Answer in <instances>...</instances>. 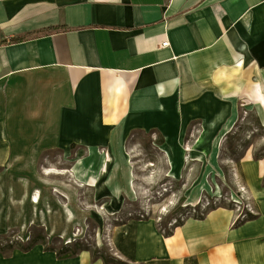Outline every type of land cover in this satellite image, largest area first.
<instances>
[{
    "label": "crops",
    "instance_id": "0c3cea01",
    "mask_svg": "<svg viewBox=\"0 0 264 264\" xmlns=\"http://www.w3.org/2000/svg\"><path fill=\"white\" fill-rule=\"evenodd\" d=\"M4 40L0 207L66 198V184L52 188L45 177L64 169L48 167L36 186L17 173L24 162L61 161L69 145L94 160L92 149L115 156L137 129L159 130L166 143L188 122H214L218 134L240 120L242 101L264 122V0H0ZM240 167L253 219L232 225L234 213L216 208L165 234L154 219L128 218L109 228L113 256L127 264H264V157L246 149ZM0 264L106 263L88 250L60 258L36 245Z\"/></svg>",
    "mask_w": 264,
    "mask_h": 264
},
{
    "label": "rangeland",
    "instance_id": "374dc122",
    "mask_svg": "<svg viewBox=\"0 0 264 264\" xmlns=\"http://www.w3.org/2000/svg\"><path fill=\"white\" fill-rule=\"evenodd\" d=\"M240 104V120L226 135L214 161L210 153L218 130L209 127L208 122H188L184 134L171 144L166 143L163 134L156 129H137L128 134L120 154L124 157L121 158L123 166L126 164L130 169L132 195L127 194L121 184L123 189L119 197L114 198L111 184L107 185L119 153L113 156L101 150L111 161L96 186L89 184L92 187L78 182L73 175L81 160L92 161L81 146L69 145L67 151L70 153L61 161L57 158H50L49 163L46 161L50 166L42 164L30 168L24 162L18 169V178L21 183L30 179L33 186L45 182L43 172L48 167L52 171L64 169L67 173L63 176L50 174L45 177L50 179L47 182L52 188L65 183L67 190L62 194L66 198L56 196V205H49L43 199L34 207L23 203L13 208L0 207V257L9 258L18 251L8 255L9 246H26L32 238L46 236L47 245L38 244L44 249L51 247L61 251L65 248L68 252H77L85 248L91 253L100 252L97 255L114 258L108 242L109 228L128 218L154 219L164 231H171L175 224L189 218L202 219L216 208L231 210L237 219L235 225L254 217L250 214L255 209L244 185L240 159L246 149L254 151L255 159L256 156L264 157V122H256L255 113L248 112L243 101ZM184 147L194 150L184 151ZM117 170L115 179L120 180L124 167L119 166ZM216 185L222 191L219 196L211 192ZM199 188V202L187 204Z\"/></svg>",
    "mask_w": 264,
    "mask_h": 264
},
{
    "label": "bare ground",
    "instance_id": "6f19581e",
    "mask_svg": "<svg viewBox=\"0 0 264 264\" xmlns=\"http://www.w3.org/2000/svg\"><path fill=\"white\" fill-rule=\"evenodd\" d=\"M213 123L214 122H211L209 124L211 125ZM234 125H235V122H226V124L223 126L221 131L217 134L216 138L213 140V148L210 153L211 159H213V161L216 160L219 154V149L221 147L222 142L224 141L226 135L233 130ZM183 133H184V129L182 128L180 130L179 137ZM168 140H169L168 144H171L169 137H168ZM166 145L164 146V148H166ZM183 150L191 152L194 149L184 147ZM91 151L94 154V160L92 161L81 160L80 161L81 164L77 168H74L73 173L76 175V177L79 179L80 182H85V183L91 184L92 186H96V183H98L101 177V173L107 172L109 163H110L109 161H111V159L108 158L105 154H102L101 150L92 149ZM120 153L116 157L117 163L113 166L112 176L110 178L109 177L107 178V185L111 184V191H112V195L114 198L119 197L120 191L123 189L121 184L124 185V189H126L127 194L129 195H132V193L134 194L133 186L131 183L132 178H131L130 169L127 167L126 164L123 166L121 158L124 159V157ZM119 166L124 167L123 177H121V175L119 176L120 180L115 179L118 174L117 169H119ZM181 168H182V161H181V164L179 165V171L181 170ZM50 171L52 170H47V172H50ZM220 176L222 177L221 173H220ZM200 189L201 188L196 190L194 195L186 201L187 204L195 205L199 202L201 198ZM209 191H210V188H209ZM211 192L216 196H219L222 194L221 188L218 185H216V189L213 188ZM34 202L36 204L40 203V195H35Z\"/></svg>",
    "mask_w": 264,
    "mask_h": 264
},
{
    "label": "trees",
    "instance_id": "16d2710c",
    "mask_svg": "<svg viewBox=\"0 0 264 264\" xmlns=\"http://www.w3.org/2000/svg\"><path fill=\"white\" fill-rule=\"evenodd\" d=\"M61 30H62V28H51L49 30H46V32H50V31L58 32V31H61ZM19 41H20V39H12V40H10L11 43H18ZM4 44H7V42L5 40L0 42V45H4ZM259 158L260 157L256 156V159H259ZM253 218L254 217H251V218H248V219L250 220V219H253ZM180 224H178V225H180ZM175 226H176V224H175ZM160 229L165 234H170V232H171V231H164L162 228H160ZM47 243L48 242H47L46 236H38L36 238H32L30 240V243L28 245H26V246H24V245H17L16 247L9 246L8 248L10 249V251L8 252V255H10L16 249L26 252V251L31 250L34 246H36L38 244L47 245ZM46 250L56 252L58 257H60V258H69V257H73V256L77 255L80 251H84V250H88V249L82 248V249H80V251H77V252L76 251L68 252V251H66L65 248H62L61 251H63V252H61V251H59L57 249L48 247V248H46ZM97 254H100V252H95V253L92 252V256L94 258H101L106 264H127L126 262H124L122 260H119L116 257H114V258L112 257L111 258L109 256H103V255H97ZM185 264H196V263L193 262L192 259H190V260H186Z\"/></svg>",
    "mask_w": 264,
    "mask_h": 264
},
{
    "label": "built area",
    "instance_id": "2783aa9c",
    "mask_svg": "<svg viewBox=\"0 0 264 264\" xmlns=\"http://www.w3.org/2000/svg\"><path fill=\"white\" fill-rule=\"evenodd\" d=\"M167 45H168V43L166 42V43L164 44V46H167ZM250 214H252V215H256L257 212H256V211H252ZM236 222H237V219H234L233 222H232V225H235Z\"/></svg>",
    "mask_w": 264,
    "mask_h": 264
}]
</instances>
